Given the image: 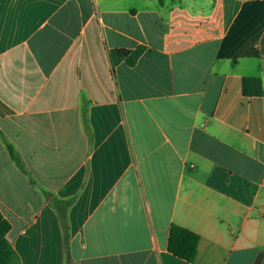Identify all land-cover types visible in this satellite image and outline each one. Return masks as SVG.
<instances>
[{
    "label": "crops",
    "instance_id": "0c3cea01",
    "mask_svg": "<svg viewBox=\"0 0 264 264\" xmlns=\"http://www.w3.org/2000/svg\"><path fill=\"white\" fill-rule=\"evenodd\" d=\"M249 79L264 91V0H0V213L18 264H264ZM172 225L199 236L193 263L168 251Z\"/></svg>",
    "mask_w": 264,
    "mask_h": 264
},
{
    "label": "trees",
    "instance_id": "16d2710c",
    "mask_svg": "<svg viewBox=\"0 0 264 264\" xmlns=\"http://www.w3.org/2000/svg\"><path fill=\"white\" fill-rule=\"evenodd\" d=\"M145 52L144 47H139L134 51L117 49L111 51V59L113 64H118L122 61H126L129 66H134L137 60ZM256 87V90H251V87ZM244 92L248 95L259 94L264 95V91L261 86V82L258 79H249L244 82ZM10 154L16 164L23 169L22 163L18 158L11 145L7 144ZM57 204V201H54ZM64 208L71 204V201L59 202ZM62 217L64 219V225L67 229L65 222V212L61 211ZM10 231L9 222L3 218L0 213V264H18L17 256L10 243L8 242L7 235ZM199 236L183 227L178 225H172L169 231L168 240V251L174 256L183 259L189 263H193L196 259L198 252Z\"/></svg>",
    "mask_w": 264,
    "mask_h": 264
}]
</instances>
